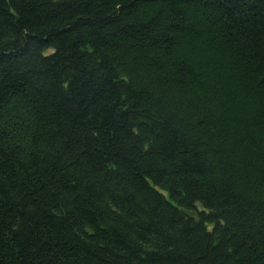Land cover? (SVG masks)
I'll use <instances>...</instances> for the list:
<instances>
[{
    "label": "trees",
    "instance_id": "trees-1",
    "mask_svg": "<svg viewBox=\"0 0 264 264\" xmlns=\"http://www.w3.org/2000/svg\"><path fill=\"white\" fill-rule=\"evenodd\" d=\"M0 264H264V0H0Z\"/></svg>",
    "mask_w": 264,
    "mask_h": 264
}]
</instances>
